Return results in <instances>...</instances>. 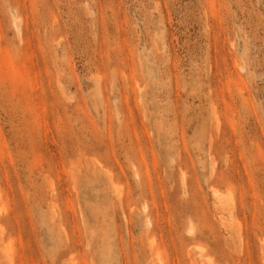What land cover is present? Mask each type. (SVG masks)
Returning <instances> with one entry per match:
<instances>
[{"label": "rangeland", "instance_id": "1", "mask_svg": "<svg viewBox=\"0 0 264 264\" xmlns=\"http://www.w3.org/2000/svg\"><path fill=\"white\" fill-rule=\"evenodd\" d=\"M0 264H264V0H0Z\"/></svg>", "mask_w": 264, "mask_h": 264}]
</instances>
